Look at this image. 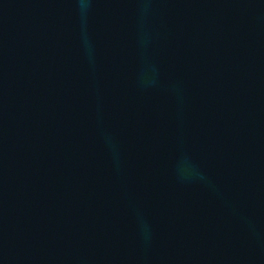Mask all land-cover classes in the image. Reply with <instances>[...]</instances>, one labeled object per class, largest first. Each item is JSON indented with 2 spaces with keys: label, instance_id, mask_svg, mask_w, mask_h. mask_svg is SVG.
Returning a JSON list of instances; mask_svg holds the SVG:
<instances>
[{
  "label": "water",
  "instance_id": "water-1",
  "mask_svg": "<svg viewBox=\"0 0 264 264\" xmlns=\"http://www.w3.org/2000/svg\"><path fill=\"white\" fill-rule=\"evenodd\" d=\"M0 264H264V0H0Z\"/></svg>",
  "mask_w": 264,
  "mask_h": 264
}]
</instances>
